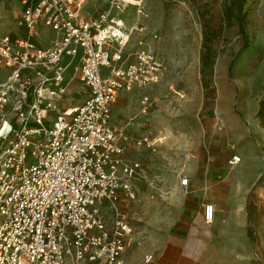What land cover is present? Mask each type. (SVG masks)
<instances>
[{
    "label": "built area",
    "instance_id": "built-area-1",
    "mask_svg": "<svg viewBox=\"0 0 264 264\" xmlns=\"http://www.w3.org/2000/svg\"><path fill=\"white\" fill-rule=\"evenodd\" d=\"M83 2L21 0L22 32L0 31V264H120L131 235L117 203L135 199L145 171L125 154L132 140L154 148L158 138L132 139L113 122L112 106L121 92L157 85L163 64L141 39L124 62L133 29L124 9L144 15L141 0H108L95 16ZM73 77L87 96L66 106ZM157 101L142 96V112ZM214 211L204 205L207 222Z\"/></svg>",
    "mask_w": 264,
    "mask_h": 264
},
{
    "label": "rangeland",
    "instance_id": "rangeland-1",
    "mask_svg": "<svg viewBox=\"0 0 264 264\" xmlns=\"http://www.w3.org/2000/svg\"><path fill=\"white\" fill-rule=\"evenodd\" d=\"M144 15L127 4L123 17L133 28L124 62L133 60L141 39L161 59V81L121 92L113 121L132 139L148 133L154 148L133 147L145 174L133 200H120L131 225L120 264H141L175 235L202 217L211 233L209 252L196 264H264V0H141ZM104 0H84L95 16ZM21 0H0V31L17 34ZM142 28V29H141ZM158 98L145 113L142 96ZM87 93L73 77L64 105L80 104ZM219 124L216 125V115ZM189 153V159H184ZM233 155L240 162L231 165ZM243 175V176H242ZM186 176L187 185L180 184ZM206 203L214 206L211 222ZM102 212L108 224L111 210Z\"/></svg>",
    "mask_w": 264,
    "mask_h": 264
},
{
    "label": "crops",
    "instance_id": "crops-1",
    "mask_svg": "<svg viewBox=\"0 0 264 264\" xmlns=\"http://www.w3.org/2000/svg\"><path fill=\"white\" fill-rule=\"evenodd\" d=\"M105 3L107 5L108 0H104V4ZM16 28L19 27L16 26ZM16 32L20 33L22 32V29L19 28V30ZM137 90H142V89H137ZM113 122L119 125L115 121ZM124 132L131 137L128 131L124 130ZM143 134H148V133H143ZM148 135L151 136L150 134ZM127 154L128 151L125 154V157L128 159ZM185 154H187L188 157L187 158L184 157V159L188 160L190 155L189 153H184V155ZM103 208L104 206L102 207V209ZM192 219L193 221L190 223L187 229L184 230L178 229L175 232V235L172 236L163 245V247L159 250V252L153 254L152 260L150 261L145 260L141 264H196V262L198 261V257L196 256H201L209 252V249L212 246L211 245L212 240H211V233L208 231V229H205L202 225V220H201L202 217L201 219L199 218V220L196 217H193Z\"/></svg>",
    "mask_w": 264,
    "mask_h": 264
},
{
    "label": "trees",
    "instance_id": "trees-1",
    "mask_svg": "<svg viewBox=\"0 0 264 264\" xmlns=\"http://www.w3.org/2000/svg\"><path fill=\"white\" fill-rule=\"evenodd\" d=\"M263 90H264V84H263ZM258 115L261 119L264 118V96H263L262 100L260 101Z\"/></svg>",
    "mask_w": 264,
    "mask_h": 264
},
{
    "label": "bare ground",
    "instance_id": "bare-ground-1",
    "mask_svg": "<svg viewBox=\"0 0 264 264\" xmlns=\"http://www.w3.org/2000/svg\"><path fill=\"white\" fill-rule=\"evenodd\" d=\"M243 176V175H242Z\"/></svg>",
    "mask_w": 264,
    "mask_h": 264
}]
</instances>
